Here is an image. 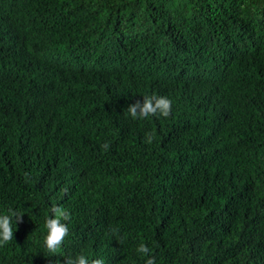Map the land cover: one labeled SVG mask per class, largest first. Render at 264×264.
Segmentation results:
<instances>
[{
    "label": "trees",
    "instance_id": "obj_1",
    "mask_svg": "<svg viewBox=\"0 0 264 264\" xmlns=\"http://www.w3.org/2000/svg\"><path fill=\"white\" fill-rule=\"evenodd\" d=\"M9 209L0 264H264V0H0Z\"/></svg>",
    "mask_w": 264,
    "mask_h": 264
},
{
    "label": "clouds",
    "instance_id": "obj_2",
    "mask_svg": "<svg viewBox=\"0 0 264 264\" xmlns=\"http://www.w3.org/2000/svg\"><path fill=\"white\" fill-rule=\"evenodd\" d=\"M172 101L164 96L153 95L151 97H144L143 103L137 100L127 108L128 114L132 119H144L149 116H162L167 118L171 115ZM153 139L152 134H146V140L151 143ZM102 147L107 150L109 145L105 143ZM54 218L46 220L47 235L45 237V247L51 255H56L58 249L61 248L65 238L68 236V227L62 221H68L70 214L62 207H54L52 209ZM21 214L9 209V214L0 215V247L5 246L14 239V232L12 229V221L22 222ZM113 233L117 230L113 229ZM137 252L144 255H149V248L143 243L137 248ZM66 264H90L89 260L84 255H79L75 259H67ZM91 264H104L102 259H95ZM146 264H155L154 258H149Z\"/></svg>",
    "mask_w": 264,
    "mask_h": 264
},
{
    "label": "bare ground",
    "instance_id": "obj_3",
    "mask_svg": "<svg viewBox=\"0 0 264 264\" xmlns=\"http://www.w3.org/2000/svg\"><path fill=\"white\" fill-rule=\"evenodd\" d=\"M38 55V54H37ZM117 67V66H116ZM166 74H168V73H166ZM170 74V73H169ZM172 74V73H171Z\"/></svg>",
    "mask_w": 264,
    "mask_h": 264
}]
</instances>
